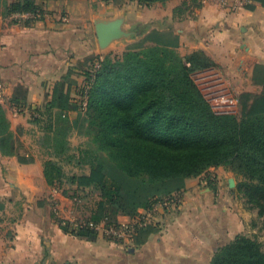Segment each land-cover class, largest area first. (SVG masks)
<instances>
[{
	"label": "trees",
	"instance_id": "16d2710c",
	"mask_svg": "<svg viewBox=\"0 0 264 264\" xmlns=\"http://www.w3.org/2000/svg\"><path fill=\"white\" fill-rule=\"evenodd\" d=\"M137 1L152 5L167 0ZM250 1L264 6V0ZM3 3L6 16L30 13L31 22L46 12L43 0ZM187 3L176 7L175 14H182ZM146 29L140 25L138 33L144 37L117 58L90 54L79 62L87 76L80 90L86 96L84 109L73 101V69L55 83L42 104L28 106L33 129L41 134L40 142L53 148L43 163L48 185L67 181L70 188H89L101 197L84 222L56 219L66 231L94 240L101 233L95 225L118 226L120 216L141 217V209H150L184 189L187 178L220 165H229L244 175L240 190L258 214L264 215V89L239 94L240 114L216 112L195 79L197 72L216 63L203 50L180 54L179 38L172 31ZM10 104L19 110L28 105L23 85L15 88ZM73 110L77 113L71 126L91 138L94 152L87 151L89 171L68 173L63 165L68 141L64 137L58 144L55 132ZM19 133L12 129L0 103L1 154L16 156L20 163L33 162ZM103 158L122 173V178L109 174ZM64 194L70 195L67 190ZM5 205L0 196V211ZM155 230V225L142 221L134 225L132 236L139 234L136 241L141 242ZM210 264H264V242L239 233L215 251Z\"/></svg>",
	"mask_w": 264,
	"mask_h": 264
},
{
	"label": "crops",
	"instance_id": "0c3cea01",
	"mask_svg": "<svg viewBox=\"0 0 264 264\" xmlns=\"http://www.w3.org/2000/svg\"><path fill=\"white\" fill-rule=\"evenodd\" d=\"M3 1L0 0L1 104L14 131L20 124L31 132L34 129L28 106L42 104L69 69H73L74 81L73 76L82 73L79 62L95 51L91 22L94 24L97 17L124 15L126 24L128 7L126 2L116 5L112 0H94L86 14L74 10L68 17L62 10L65 0H43L44 17L31 22L30 13L6 16ZM184 1L188 3L183 13L176 15V7ZM190 1L156 2L150 6L148 17L138 20H153L152 29L172 31L179 38L177 50L182 55L203 50L216 66L197 72L200 82L219 83L237 95L262 92L264 6L250 0H229L227 4L224 0ZM18 85L28 93V105L23 110L10 104ZM214 167L187 178L185 188L171 198L140 210L146 214L145 223L156 226L145 240L137 242L141 237L135 234L120 241L102 232L90 240L66 231L48 201H44L46 194L50 197L54 193L47 189L50 185L39 158L32 164L20 163L16 156L0 152V173L11 172L16 179L18 174V181L9 179V187L17 186L24 192L19 197L23 210L11 214L16 220L12 234L0 226V264H210L220 246L244 231L241 215L226 196L222 181H209L206 175ZM24 171L27 174L21 177ZM7 188L0 184V194L7 193ZM11 203L20 207L19 200L9 199L4 210ZM62 219L73 221L68 215ZM119 220L130 223L136 219L120 216Z\"/></svg>",
	"mask_w": 264,
	"mask_h": 264
},
{
	"label": "rangeland",
	"instance_id": "374dc122",
	"mask_svg": "<svg viewBox=\"0 0 264 264\" xmlns=\"http://www.w3.org/2000/svg\"><path fill=\"white\" fill-rule=\"evenodd\" d=\"M65 1L66 3L65 6H63L62 10L64 9L63 11L65 12L67 11L66 13L68 14L66 16L70 17L69 13H74V10L79 12L81 15H84V13L86 14V12L88 11V7L91 6V3H93L94 0ZM111 2H114V4L116 5L124 4V2L127 3L128 10L126 12L128 13L129 19L128 22L125 24L126 28L138 31L140 29V25H146V32L152 30V26L155 25L153 20H150L149 22H140L138 20L141 16L148 17V11L152 10V7H150L151 5H146L145 3L139 2L137 0H112ZM88 17H90V15H88ZM91 23V41L93 42V47L95 49L92 54H101L102 56L108 55L110 57L117 58L118 56L122 55L123 51L129 45H132L135 41L144 37V33H141L138 37L136 36L130 39L118 40L113 42L108 48L101 49L94 28L95 24H93V21ZM80 74L81 75L73 76L76 79L74 80L73 84H71V93L74 99L73 101L80 103L81 108L84 109L82 101L86 96L83 97V94L80 92V90L86 84L87 76L84 72ZM195 79L200 85L201 82L198 75L195 76ZM236 111L237 112H235L234 114H240L239 106L236 108ZM76 113L77 111L73 110L69 113V118L67 119L69 121H60L57 125V131L55 132V139L59 138L58 144H60L62 138L64 137L68 141V155L66 156L67 158H64L63 164L64 170L68 173L72 171H79L80 169L89 171L87 160L90 157L89 153L94 152L91 138H89L87 135L78 133L71 126L72 119L73 117H75ZM26 127L27 126H22L20 124L16 126L17 131L20 132V140L24 142V147L27 151V155L31 156L34 161L36 160V158H39L42 161L43 166L44 161L49 158V153L52 151L53 148L47 147L42 144V142H40V140H42V138H39L41 135L39 134L40 132H38L36 129L30 132L26 129ZM28 127H30V125ZM50 141H52V143L55 142L54 140ZM87 151L89 153H87ZM80 161H82V163H79ZM103 161L107 165L109 174L111 176L117 179L122 178V173L117 168H115L113 164H111L108 160L104 158ZM29 164H32V162H30ZM1 173L0 184L6 185L8 187L7 193L0 194L1 198L3 199V201H5V204L8 203L9 199H16L20 202V207H18L19 204L16 206L14 203H11L6 208V210L8 211L4 210L5 208L0 211V226L3 225V230L8 229V233L11 235L12 231H14L12 225L16 221L14 219V215L11 214L18 213L19 211L23 210L21 199L19 197L24 196V192L20 190L17 186L13 188L9 187V185H11L9 179H20V176L18 174L14 173L17 177L16 179L14 175L11 174V172ZM6 173L8 175H6ZM20 174L21 177H23L22 174H27V171H24ZM206 175H209V181H222V187L226 196L231 200V202L233 203L232 205L235 206L237 212L241 215V219L244 225L243 233L251 236H256L258 237V239L264 242V215L260 216L258 214V209L248 203L244 193L240 190V184L245 180L244 175L229 165L215 166ZM231 180L233 181L232 184ZM70 187L71 186L67 181L62 184L58 183L54 186H50L47 189H51L54 194H51L50 197H47L48 194H46L47 196H45L46 198L44 199V201H48L54 216L63 218V216L66 217L68 215L72 218L74 222H84V220H86L92 215L93 209L97 206L96 203L100 200L101 197L97 191H94L89 188L77 189L75 187ZM65 190H67L68 194H70L71 196L64 194ZM11 205H13V208H11Z\"/></svg>",
	"mask_w": 264,
	"mask_h": 264
},
{
	"label": "built area",
	"instance_id": "2783aa9c",
	"mask_svg": "<svg viewBox=\"0 0 264 264\" xmlns=\"http://www.w3.org/2000/svg\"><path fill=\"white\" fill-rule=\"evenodd\" d=\"M229 0H224L223 3L227 4ZM199 85L207 99L212 104L213 108L218 113H235L236 108L239 106V95L227 89L225 86L213 81L201 82ZM3 100V93L0 91V103ZM147 219L146 214L136 218L134 222L123 223L120 225L106 226L105 223L95 225L96 229L100 230L108 237L124 238L129 237L134 232V225L136 223L145 222Z\"/></svg>",
	"mask_w": 264,
	"mask_h": 264
},
{
	"label": "water",
	"instance_id": "95a60500",
	"mask_svg": "<svg viewBox=\"0 0 264 264\" xmlns=\"http://www.w3.org/2000/svg\"><path fill=\"white\" fill-rule=\"evenodd\" d=\"M125 22L126 17L124 15L114 18L97 17L94 20L95 32L101 49L108 48L115 41L130 39L139 34L134 29L126 28Z\"/></svg>",
	"mask_w": 264,
	"mask_h": 264
}]
</instances>
